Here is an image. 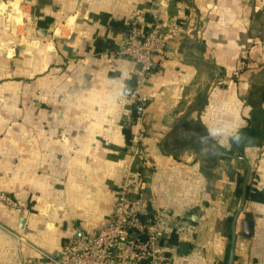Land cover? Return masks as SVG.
Returning a JSON list of instances; mask_svg holds the SVG:
<instances>
[{"label": "crops", "instance_id": "0c3cea01", "mask_svg": "<svg viewBox=\"0 0 264 264\" xmlns=\"http://www.w3.org/2000/svg\"><path fill=\"white\" fill-rule=\"evenodd\" d=\"M177 28L133 101L127 25ZM193 31V32H192ZM142 167L167 264H264V0H0V264H52ZM239 135V139L235 137ZM240 191V192H238Z\"/></svg>", "mask_w": 264, "mask_h": 264}, {"label": "built area", "instance_id": "2783aa9c", "mask_svg": "<svg viewBox=\"0 0 264 264\" xmlns=\"http://www.w3.org/2000/svg\"><path fill=\"white\" fill-rule=\"evenodd\" d=\"M158 1L148 0L152 7ZM176 30L157 14L152 15L147 27L131 19L124 40L116 50V54L130 60L134 66L129 91L141 110L146 109L150 100L146 82L157 64L164 60L168 41ZM144 137V129L140 128L134 150L141 168L137 166L125 173L108 219L93 235L69 240L52 264H167L159 246L160 228L173 214L155 205L150 207L153 198L144 189L142 167L151 170L152 164L142 144ZM0 202L12 208L18 205L4 192H0Z\"/></svg>", "mask_w": 264, "mask_h": 264}, {"label": "water", "instance_id": "95a60500", "mask_svg": "<svg viewBox=\"0 0 264 264\" xmlns=\"http://www.w3.org/2000/svg\"><path fill=\"white\" fill-rule=\"evenodd\" d=\"M249 172H250V165L247 164V173L245 177L243 178L242 181V186H241V192H240V201H239V206L232 218V231H231V241H230V249H229V256H228V261L227 264H233L234 262V246H235V241H236V235H235V222L237 218L239 217L245 203L246 199V188H247V182L249 178Z\"/></svg>", "mask_w": 264, "mask_h": 264}, {"label": "clouds", "instance_id": "9594fccd", "mask_svg": "<svg viewBox=\"0 0 264 264\" xmlns=\"http://www.w3.org/2000/svg\"><path fill=\"white\" fill-rule=\"evenodd\" d=\"M235 139H239V135H237V136L235 137Z\"/></svg>", "mask_w": 264, "mask_h": 264}, {"label": "rangeland", "instance_id": "374dc122", "mask_svg": "<svg viewBox=\"0 0 264 264\" xmlns=\"http://www.w3.org/2000/svg\"><path fill=\"white\" fill-rule=\"evenodd\" d=\"M135 156H137V155H135Z\"/></svg>", "mask_w": 264, "mask_h": 264}, {"label": "trees", "instance_id": "16d2710c", "mask_svg": "<svg viewBox=\"0 0 264 264\" xmlns=\"http://www.w3.org/2000/svg\"><path fill=\"white\" fill-rule=\"evenodd\" d=\"M238 192H240V191H238Z\"/></svg>", "mask_w": 264, "mask_h": 264}]
</instances>
